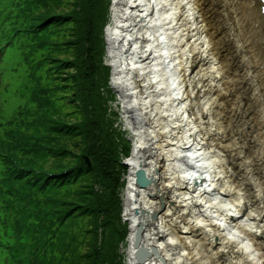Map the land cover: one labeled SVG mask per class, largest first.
I'll list each match as a JSON object with an SVG mask.
<instances>
[{
  "label": "bare ground",
  "instance_id": "bare-ground-1",
  "mask_svg": "<svg viewBox=\"0 0 264 264\" xmlns=\"http://www.w3.org/2000/svg\"><path fill=\"white\" fill-rule=\"evenodd\" d=\"M261 4L113 0L111 82L134 142L124 194L128 264H211L214 253L223 256L215 264H264V207H251L238 184L258 183L253 198L264 192ZM140 164L148 186L135 182ZM138 246L158 254L139 263Z\"/></svg>",
  "mask_w": 264,
  "mask_h": 264
},
{
  "label": "trees",
  "instance_id": "trees-1",
  "mask_svg": "<svg viewBox=\"0 0 264 264\" xmlns=\"http://www.w3.org/2000/svg\"><path fill=\"white\" fill-rule=\"evenodd\" d=\"M107 5L0 0V87L14 51L27 67L24 102L0 122V264L116 262L131 142L108 105Z\"/></svg>",
  "mask_w": 264,
  "mask_h": 264
},
{
  "label": "rangeland",
  "instance_id": "rangeland-1",
  "mask_svg": "<svg viewBox=\"0 0 264 264\" xmlns=\"http://www.w3.org/2000/svg\"><path fill=\"white\" fill-rule=\"evenodd\" d=\"M108 5H107V22L105 24L104 27V37H105V48H106V54H105V58H104V63L105 65H108L110 68V78H109V86L113 89V91L115 92V96L112 99H108V105L111 108V111H115L116 113H118V115L115 117V121H114V127L120 131H124V135L126 138H128L131 142L130 145V152L129 154H125V153H120V157L122 159V163H124V165L126 166L125 170H122L121 172V181H122V186L120 187V189L118 190V196L120 198V203H119V220L116 223V225L113 226L114 233H120L118 236V240L115 243V253L116 258H115V263L113 264H128L127 262V254H126V250L128 249V236L130 233V223L129 221H126L125 218V214H124V194H125V187L127 186V175H128V171L129 168L127 166L128 163V159L131 156L132 153V149H133V144L134 142L131 140V138H133L132 136V132L131 130L128 128V126L126 125L125 122V112H124V108H123V103L120 100V96L119 93L117 92V90L112 87V78H113V67L109 62V57H108V40H107V34H106V29L107 26L110 24L111 22V14H112V6H113V0H105ZM12 67H17L18 71L14 72V71H8L10 68ZM27 67L24 65V63L21 60L20 55H18L17 51H14L10 58L8 59V74H7V78L6 81L4 83L3 86L0 87V122H3L5 120V117H7L8 115H10L12 113L13 110H15L17 108V105L21 102H24V98L22 96H18L16 91L14 90L16 88V80L18 79L17 82V86L19 85V77H23L24 81L26 79V75H27ZM6 71V72H7ZM27 82H24V85H26ZM109 110V109H108ZM1 131V128H0ZM238 184H241V188L244 190L245 194L249 195L248 198H251L253 200V205L251 207L255 208V209H260L259 206L263 205L264 207V192L260 191V195H256L254 198L252 191L254 192V194L256 193L253 189L256 188L258 189V183H253V185H251L250 183H246V182H239ZM254 184H256L257 186L255 187ZM263 189H264V183H261ZM156 200H158L161 204L165 203L164 201H166V199L160 195H157L155 197ZM263 200V202H260V200ZM264 211V209H261ZM204 254H210V252L208 251V249L211 250V248L209 247L208 244H204ZM212 251V250H211ZM205 256V255H204ZM223 256L220 255H216L215 253L212 254V258H211V264H215L217 259H222ZM210 262V259H208ZM192 264H198L196 263H192Z\"/></svg>",
  "mask_w": 264,
  "mask_h": 264
},
{
  "label": "water",
  "instance_id": "water-1",
  "mask_svg": "<svg viewBox=\"0 0 264 264\" xmlns=\"http://www.w3.org/2000/svg\"><path fill=\"white\" fill-rule=\"evenodd\" d=\"M262 4L261 7L264 4V0H261ZM262 21L264 22V16L262 15ZM113 87V86H112ZM135 182L138 186H148L150 183H152V178L150 179L147 175L144 169L142 168V165L140 164V167H138L135 171ZM154 217V216H153ZM144 230V224H140L137 229H136V234H135V243L140 244L139 240L142 235V231ZM157 251L156 249L148 250L145 246H138L136 251H135V259L139 263H143L146 258L152 257V256H157ZM164 264V262H163Z\"/></svg>",
  "mask_w": 264,
  "mask_h": 264
}]
</instances>
